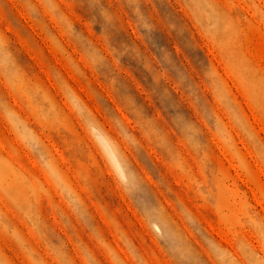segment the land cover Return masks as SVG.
<instances>
[{
    "label": "rangeland",
    "instance_id": "1",
    "mask_svg": "<svg viewBox=\"0 0 264 264\" xmlns=\"http://www.w3.org/2000/svg\"><path fill=\"white\" fill-rule=\"evenodd\" d=\"M0 264H264V0H0Z\"/></svg>",
    "mask_w": 264,
    "mask_h": 264
}]
</instances>
